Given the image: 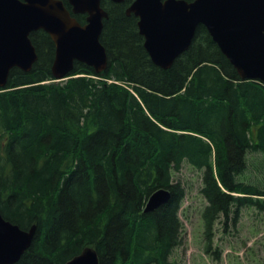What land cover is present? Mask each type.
<instances>
[{"label":"trees","instance_id":"1","mask_svg":"<svg viewBox=\"0 0 264 264\" xmlns=\"http://www.w3.org/2000/svg\"><path fill=\"white\" fill-rule=\"evenodd\" d=\"M129 3L100 0L104 71L74 62L55 81L54 44L38 30L30 71L11 69L0 89V214L35 225L14 264H65L86 247L99 264H177L183 164L201 171L207 247L222 217L264 212L262 181L245 175L249 155L264 159V83L241 80L201 25L171 67L154 65ZM160 188L169 200L144 212Z\"/></svg>","mask_w":264,"mask_h":264},{"label":"water","instance_id":"2","mask_svg":"<svg viewBox=\"0 0 264 264\" xmlns=\"http://www.w3.org/2000/svg\"><path fill=\"white\" fill-rule=\"evenodd\" d=\"M114 3L123 0H110ZM0 0V89L9 72L30 71L37 59L29 38L42 30L54 44L51 65L56 81L67 79L74 62L96 73L107 67V53L99 38L107 13L100 0ZM72 14H85L81 25ZM126 15L137 18L143 47L152 63L168 69L190 46L198 26H203L241 80L264 83V0H133ZM170 197L167 189L154 191L144 212H152ZM35 225L27 230L0 214V264H14L29 248ZM65 264H99L96 251L87 247Z\"/></svg>","mask_w":264,"mask_h":264},{"label":"rangeland","instance_id":"3","mask_svg":"<svg viewBox=\"0 0 264 264\" xmlns=\"http://www.w3.org/2000/svg\"><path fill=\"white\" fill-rule=\"evenodd\" d=\"M245 175L251 181L261 180L264 188V159L260 154L249 155ZM173 180L181 184L185 195L179 212L181 244L172 252V260L177 264H264V212L243 210L226 226L222 217L207 247L200 217L205 205L200 194L201 171L183 164Z\"/></svg>","mask_w":264,"mask_h":264},{"label":"flooded vegetation","instance_id":"4","mask_svg":"<svg viewBox=\"0 0 264 264\" xmlns=\"http://www.w3.org/2000/svg\"><path fill=\"white\" fill-rule=\"evenodd\" d=\"M61 1H62V0H61ZM66 1H67V0H66ZM109 1H110V0H109ZM123 1H130V2H131V1H133V0H123ZM129 4H130V3H129Z\"/></svg>","mask_w":264,"mask_h":264}]
</instances>
